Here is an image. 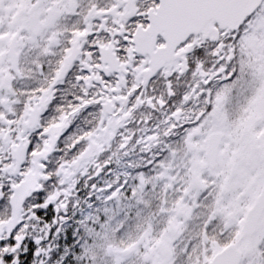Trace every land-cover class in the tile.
Returning <instances> with one entry per match:
<instances>
[{
    "label": "snow or ice",
    "instance_id": "snow-or-ice-1",
    "mask_svg": "<svg viewBox=\"0 0 264 264\" xmlns=\"http://www.w3.org/2000/svg\"><path fill=\"white\" fill-rule=\"evenodd\" d=\"M0 264H264V0H0Z\"/></svg>",
    "mask_w": 264,
    "mask_h": 264
}]
</instances>
